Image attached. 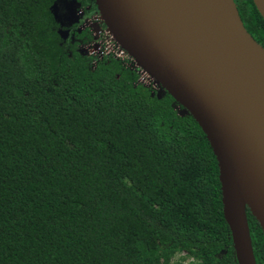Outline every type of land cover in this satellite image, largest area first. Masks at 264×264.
Wrapping results in <instances>:
<instances>
[{
  "label": "trees",
  "instance_id": "obj_1",
  "mask_svg": "<svg viewBox=\"0 0 264 264\" xmlns=\"http://www.w3.org/2000/svg\"><path fill=\"white\" fill-rule=\"evenodd\" d=\"M59 1L0 0V264H237L197 123L124 62L88 56L89 30L63 37ZM234 2L264 48L255 4Z\"/></svg>",
  "mask_w": 264,
  "mask_h": 264
},
{
  "label": "water",
  "instance_id": "obj_2",
  "mask_svg": "<svg viewBox=\"0 0 264 264\" xmlns=\"http://www.w3.org/2000/svg\"><path fill=\"white\" fill-rule=\"evenodd\" d=\"M264 21V0H252ZM113 39L189 114L216 158L237 264L264 235V48L234 0H94Z\"/></svg>",
  "mask_w": 264,
  "mask_h": 264
},
{
  "label": "built area",
  "instance_id": "obj_3",
  "mask_svg": "<svg viewBox=\"0 0 264 264\" xmlns=\"http://www.w3.org/2000/svg\"><path fill=\"white\" fill-rule=\"evenodd\" d=\"M91 22L93 23L94 28H92L89 32L94 40H92L90 44L83 47L86 54L88 56L96 57L97 59L111 57L124 62L127 66L136 70L140 84L157 91L159 86L113 39V36L110 35L104 26L98 12L92 16Z\"/></svg>",
  "mask_w": 264,
  "mask_h": 264
},
{
  "label": "flooded vegetation",
  "instance_id": "obj_4",
  "mask_svg": "<svg viewBox=\"0 0 264 264\" xmlns=\"http://www.w3.org/2000/svg\"><path fill=\"white\" fill-rule=\"evenodd\" d=\"M72 2L75 4L76 9L74 13L71 12V15H74L73 18L76 20V24H78V31L92 30L94 27L91 19L97 13L94 0H81L83 4L75 1ZM73 4H71V7Z\"/></svg>",
  "mask_w": 264,
  "mask_h": 264
},
{
  "label": "rangeland",
  "instance_id": "obj_5",
  "mask_svg": "<svg viewBox=\"0 0 264 264\" xmlns=\"http://www.w3.org/2000/svg\"><path fill=\"white\" fill-rule=\"evenodd\" d=\"M71 0H60L56 5H55V16L57 20L62 23V30L61 34L64 37L67 35L68 30L71 28V25L76 23V20H74L73 16L71 15V12H75V4L71 7ZM72 16V17H71ZM177 259H183L182 255L177 256Z\"/></svg>",
  "mask_w": 264,
  "mask_h": 264
}]
</instances>
